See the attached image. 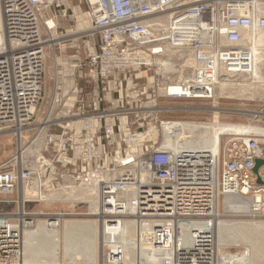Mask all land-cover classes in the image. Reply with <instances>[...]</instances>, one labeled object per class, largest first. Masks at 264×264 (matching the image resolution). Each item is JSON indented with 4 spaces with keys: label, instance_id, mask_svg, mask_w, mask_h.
Here are the masks:
<instances>
[{
    "label": "built area",
    "instance_id": "2783aa9c",
    "mask_svg": "<svg viewBox=\"0 0 264 264\" xmlns=\"http://www.w3.org/2000/svg\"><path fill=\"white\" fill-rule=\"evenodd\" d=\"M0 18V132L17 137V153L32 131L27 144H43L35 169L3 170L16 156L0 164L1 200L34 177L42 193L95 190L97 264L143 256L214 264L219 198H246L250 213L264 215V163L252 171L264 160V134L235 133L222 156L149 143L151 122L168 110L160 101L209 100L221 81L253 72L251 46L264 32L258 0H0ZM171 51L189 52L179 90L153 69ZM50 56L53 94L42 115ZM35 223L24 206L14 217L0 212V264H21L23 231Z\"/></svg>",
    "mask_w": 264,
    "mask_h": 264
},
{
    "label": "rangeland",
    "instance_id": "374dc122",
    "mask_svg": "<svg viewBox=\"0 0 264 264\" xmlns=\"http://www.w3.org/2000/svg\"><path fill=\"white\" fill-rule=\"evenodd\" d=\"M262 4V8L264 11V0H258ZM74 2H72L73 4ZM68 15H72L71 11L68 9ZM77 17V16H75ZM71 19V18H69ZM67 19L66 21H69ZM72 21L75 22L76 19L72 18ZM0 28H1V20H0ZM263 53H261L260 60L257 61V72L264 78V46H263ZM188 54V51H182ZM180 52V53H182ZM68 54H73L72 50L68 49ZM172 61L174 65L177 67L180 65L181 58L178 56H174ZM259 64V65H258ZM159 65L157 64L153 67L154 70L159 69ZM65 75L69 73L67 66L64 67ZM191 73V70H190ZM54 68H53V59L50 56L48 62V72H47V97L46 101L44 102V106L42 109V115L47 113V110L50 109V101L53 94V77H54ZM149 80L155 79V75H153V70H150L148 73ZM157 76V75H156ZM170 77V75H169ZM175 75L171 76V79H176ZM165 80V79H164ZM252 79L248 76H239L237 78L228 80L224 82L226 84L225 88L219 93L217 92V87L214 92V96L212 99L209 100H186V101H160L159 106H165L168 108L166 111H161L157 119L153 120L151 124L154 127L160 128V121H176L175 123L179 122H187L193 125H202V124H209L214 119L213 111H218L217 119L220 123L223 124H232L238 126H246V127H255L259 130H264V81H254L251 82ZM231 83V84H230ZM252 85V87H251ZM255 87H254V86ZM229 86V87H228ZM241 88V89H240ZM244 91V92H243ZM64 110L58 108L54 114V116L59 115L62 116ZM52 116V114H51ZM50 116V117H51ZM190 132V131H189ZM196 132V131H195ZM194 132V133H195ZM202 132V130H197V134ZM254 134H264V132H250ZM157 141L156 142H149L156 146L160 144V140H162V133L161 130L157 133ZM188 134V133H186ZM34 135V131L30 132V135L27 139H22V146L28 145L27 142L30 141ZM198 136V135H197ZM237 135L230 133V134H221L219 138V154L223 151L227 150V148H231L232 140L237 139ZM39 142L37 144L38 150L43 148V144L38 137L36 139ZM37 148H35L36 151ZM17 137L9 132H0V164L9 160L10 158L16 156L17 157ZM50 151H44L45 156H48ZM31 159V161H30ZM35 160V157H26L25 162L20 160V157L13 162H10L3 166V170H18L25 166H32V161ZM30 163V164H29ZM32 168V167H31ZM33 169V168H32ZM31 181H36L34 177ZM33 184V185H34ZM24 185L19 183L16 185L15 191L9 195L5 200L0 199V212L8 213L10 216H15L18 209H21L22 206L25 207V211L29 212L31 216L38 221H45L46 218H57L59 221L55 223V228L59 230L60 236L62 238L61 247L63 250V227L65 221H96L97 222V258L99 259L101 251H102V224L101 220L99 219L98 215L92 212L90 209L89 203L86 200L77 198V199H68L66 196V192L69 189H61L56 191H52V189H47L42 193V196H48L52 192H56L53 196H50L47 199L41 198L40 196L37 197H29L27 198L30 201H25V195L23 193ZM81 187H77L78 190ZM75 189V188H72ZM61 192L63 194H61ZM60 193V194H58ZM62 195V197H60ZM81 197V196H78ZM54 198V199H53ZM73 201V204L71 203ZM217 213L220 215L218 220L224 221H235V222H243L245 223L244 229L243 226L240 228V231L237 233L236 231H228L227 234L231 237H235L239 235V237L243 238L238 245L233 243H227L225 245H218L217 236H216V226L214 227V264H228L225 261L227 256L238 255L242 253L248 252L249 255H252L253 252L259 250L260 255H263L262 259L255 261L257 264H264V215L253 214L249 213L248 211H241V210H229L225 208L224 201L219 198V205L217 209ZM254 221V222H253ZM47 222V221H46ZM55 222V221H53ZM254 225H250L253 224ZM257 224H261L256 226ZM251 226V227H250ZM259 229H258V228ZM262 227V228H261ZM36 225L31 229L26 230H34ZM48 229H51L50 226H47ZM23 232V233H24ZM89 233V232H88ZM84 232L82 235H76L73 237L71 241L72 245H82V237H86L88 234ZM89 235V234H88ZM87 235V236H88ZM77 238V239H76ZM99 240V241H98ZM255 240V241H254ZM258 241V242H257ZM76 242V243H75ZM217 243V244H216ZM256 243V244H255ZM77 245V246H78ZM45 247H51V244L47 243L44 244ZM22 251H23V244H22ZM242 252V253H241ZM96 263L97 264L98 260ZM23 264V261L21 262ZM63 264H72V263H63ZM78 264H90V263H78Z\"/></svg>",
    "mask_w": 264,
    "mask_h": 264
},
{
    "label": "bare ground",
    "instance_id": "6f19581e",
    "mask_svg": "<svg viewBox=\"0 0 264 264\" xmlns=\"http://www.w3.org/2000/svg\"><path fill=\"white\" fill-rule=\"evenodd\" d=\"M1 38L2 36L0 33V39ZM263 46H264V32H261L258 34L257 37L253 39V45L251 46V49L254 51V56H255L254 57L255 66L253 72L247 75L241 74V76H248L249 78H251L252 79L251 82L264 81V78L257 72L258 67L261 66L258 64L259 66L257 67V61L260 60L261 53H263V49H262ZM174 56H178L181 58L180 61L181 63L178 67L177 65H174V62L172 61ZM156 63L161 64L159 65V69H158V73H159L158 79L162 80L164 84L170 86V90H179L180 86L178 82L187 79L190 75L191 62L188 57V54L184 52L180 53V52L171 51L169 52V54H167L166 57L157 59ZM173 75L177 77L176 78L177 80L174 81V79H171V76ZM224 82L226 81H221L218 84L217 92L220 93L225 88L226 84H224ZM213 113H214V119L209 124H202L198 126L187 122L175 123L176 121H163L162 123H160V128L153 127L150 130L151 131L150 134L152 137H155L158 135L157 134L158 131L161 130L162 133L161 145L170 147L172 150L178 148H194V149L207 150L215 154L219 151V138L221 134L264 132V130H259L255 127H246V126L220 123L219 120L217 119L218 111H213ZM197 130H202V132L197 134L196 133ZM37 144H39V142H35V145L29 144L25 146L22 150L18 151L17 157H21L23 160H25L24 158L29 156L31 157L38 156ZM35 148H37L36 151ZM31 167L35 169L36 167L35 160L32 161ZM24 186L25 187L23 192L26 198L37 197V196H40L41 198L43 197L42 192H40L37 188V181H35V184L32 186H27V185ZM56 192H52L48 196L46 195L47 198L53 196L54 194H56ZM61 194L63 193L61 192ZM65 194L67 195L66 197L68 199L74 200L80 198L86 200L89 203L92 212L96 214L97 198L95 195V190H92L91 188L81 187L78 190L76 188L72 189V191L68 190ZM46 196H44L43 198L47 199ZM60 197H62V195ZM224 204H225V208L229 210L248 211L249 213L251 211L250 203L248 199L239 198L235 194L226 195L224 198ZM244 224L245 223L243 222L218 220L216 222L217 225L216 236H217L218 245L222 246L229 242L238 245V243H240L243 238L239 237V235H236L233 238L229 236L227 232L236 231L238 233L240 231V228ZM131 225H132L131 222H126L124 224L123 235L125 239L126 238L131 239L132 236ZM250 225H254V223ZM258 225L259 224H257L256 226ZM47 226H50L51 229H48ZM55 226H56L55 222H50V225H48V222L46 221H38V223L36 224V228L34 230H26L25 232L23 231L24 232L23 253H22L23 264L96 263L98 259L97 258L98 228L96 221H78V220L65 221L63 227V231H64L63 250L61 247L62 238L59 233L60 231L57 230ZM261 226H264V224ZM84 232L87 233L89 232L88 233L89 235L87 234L88 236L86 235L85 239L84 237H82L83 239L82 245L79 246L78 243H77L78 246L72 245L73 242L71 243V241L73 240V237L75 238L76 235H82ZM47 243L51 244V247L49 248L45 247L44 244ZM262 258L263 255H260V252L258 250L256 252H253L252 255H249V253L246 252L238 255L227 256L223 261H225L228 264H257L255 261ZM127 262H130L129 264H171V262L169 261H167L168 263H165L163 259H159V258L153 259L146 256H143L141 258L129 257L127 258Z\"/></svg>",
    "mask_w": 264,
    "mask_h": 264
},
{
    "label": "water",
    "instance_id": "95a60500",
    "mask_svg": "<svg viewBox=\"0 0 264 264\" xmlns=\"http://www.w3.org/2000/svg\"><path fill=\"white\" fill-rule=\"evenodd\" d=\"M263 163H264L263 159H258V158L255 159V164L254 167L252 168L253 173L257 174L259 166ZM257 181L260 182L259 180Z\"/></svg>",
    "mask_w": 264,
    "mask_h": 264
},
{
    "label": "crops",
    "instance_id": "0c3cea01",
    "mask_svg": "<svg viewBox=\"0 0 264 264\" xmlns=\"http://www.w3.org/2000/svg\"><path fill=\"white\" fill-rule=\"evenodd\" d=\"M126 119H127V117H126Z\"/></svg>",
    "mask_w": 264,
    "mask_h": 264
}]
</instances>
